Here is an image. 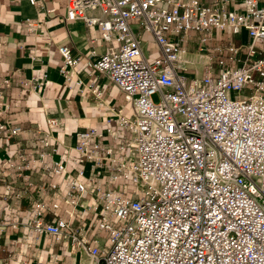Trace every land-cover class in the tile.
<instances>
[{"label":"built area","instance_id":"built-area-1","mask_svg":"<svg viewBox=\"0 0 264 264\" xmlns=\"http://www.w3.org/2000/svg\"><path fill=\"white\" fill-rule=\"evenodd\" d=\"M65 1L67 21L99 28L106 49L92 66L132 104V117L116 114L131 136L109 143L90 127L78 134L71 158L47 162L54 149L39 150L37 168L63 178L61 188L49 187L64 207L60 213L58 202L34 200L27 209L33 233L82 250L91 264H264V54L254 58L256 42L264 41V5L245 0L244 12H236L225 7L228 0L218 5L200 0ZM92 10L101 17L88 15ZM242 30L250 43L240 64L230 63L241 46L229 44L224 48L228 64L218 58L214 67L209 57L202 74L190 72L183 55L189 52L191 32L199 33L200 53L218 33ZM151 46L158 49L153 60ZM57 50L62 58L58 71L68 86L77 59L66 43ZM45 77L41 72L37 81L22 85L35 84L39 91ZM91 91L100 95L97 85ZM47 122L56 124L55 119ZM21 131L0 123V132L9 137ZM37 134L42 135L40 144L48 146L49 133L37 131L35 138ZM86 163L90 171L108 172L103 191L87 189L82 182ZM2 166L14 169L24 190L32 186L25 181V157H9ZM88 180L94 183L96 175ZM131 183L143 188L129 193ZM9 192L22 218V192L15 184ZM85 195L89 198L82 204ZM82 206L96 216L108 246L72 224ZM19 224L13 219L10 225ZM3 228L0 221V239ZM60 261L54 254L50 264Z\"/></svg>","mask_w":264,"mask_h":264},{"label":"crops","instance_id":"crops-1","mask_svg":"<svg viewBox=\"0 0 264 264\" xmlns=\"http://www.w3.org/2000/svg\"><path fill=\"white\" fill-rule=\"evenodd\" d=\"M200 1L209 5L220 3V0ZM244 1L228 0L225 7L244 12ZM65 4V0H33V3L29 0H0V123L6 121L22 130L19 135L11 137L0 132V221L4 226L0 239V264H50L54 254L61 256V264H91L82 250L63 245L51 236L33 233L30 229L27 209L34 200L56 201L60 204V213L64 207L62 198L49 187L54 183L61 188L63 178L58 174L42 173L37 168V152L54 149L47 162L71 158L78 134L90 127L104 133L105 141L109 143L118 139L130 140V131L119 126L116 114L132 117V104L92 66L106 49V44L99 39V28L87 26L80 20L67 21ZM262 5L264 0L258 1V6ZM88 15L101 17L98 10L88 11ZM235 36L241 42L239 46L244 59L250 38L245 30ZM64 43L70 47L72 57L77 59L71 70L73 81L68 86L63 85V77L58 71L62 58L57 46ZM214 46L220 47L218 44ZM255 46L254 58L264 54V41L256 42ZM187 48L189 52L183 57L191 61L188 59L194 54L189 45ZM41 72H45L46 77L39 91L35 84L30 88L22 85L25 80L37 81ZM4 80L8 82L4 83ZM96 85L99 96L91 91ZM48 119H55L56 124L49 125ZM37 131L49 133L48 146L40 144L42 135L37 134L35 138ZM19 155L26 161L25 181L32 183L27 190L21 186L20 179L15 180L13 168L2 166L9 157ZM84 168L82 182L86 188L103 191L108 172L90 171L87 163ZM68 169L75 174L71 163H68ZM90 174L96 175L94 183L88 180ZM13 184L22 192V218L17 217L11 204L9 188ZM114 186L118 187L117 184ZM88 198L89 195H85L82 204ZM13 219L20 223L17 228L10 225ZM95 221L96 216L83 206L77 209L71 220L89 237L96 236L103 241ZM26 239L30 243H25Z\"/></svg>","mask_w":264,"mask_h":264},{"label":"rangeland","instance_id":"rangeland-1","mask_svg":"<svg viewBox=\"0 0 264 264\" xmlns=\"http://www.w3.org/2000/svg\"><path fill=\"white\" fill-rule=\"evenodd\" d=\"M142 36L144 39H149L148 35L141 32ZM199 35V33L197 32H191L190 33V40H189V47H190V52L194 55H191L192 57H195V56H202L200 57L202 62H195V61H189V64L188 66L192 69H195L197 71V73L199 74H202L204 72V64L207 62V58L210 57L211 59V65H213L214 67H216L215 65V61L218 59V58H222L224 59L227 64L230 62L229 59H228V54L225 53L224 51V48L229 45V44H233L235 46H239L241 44L240 41H237V37L232 34H230L228 31H225V32H221V34H218V37H217V41H210L206 44V50H204L203 52H200L198 53L197 51V36ZM173 40L176 41L178 40V37H173ZM218 44L220 46V50L216 53L212 52V50H210L214 45ZM242 48V47H241ZM240 53H237L236 55V59L231 62L230 64L231 65H235V64H240L241 61L243 60L242 59V52L241 50L239 49ZM148 52H149V58L150 60H153L157 54H158V49L156 46H151V47H148ZM190 56V57H191ZM235 96V93H232V97ZM159 94H155L153 95V100L154 101H159ZM128 187V191L129 193L130 192H134V191H139L143 188V185L142 184H129ZM99 236L103 238V241H105V246H108L109 245V242L107 241V233L105 231H100L99 232Z\"/></svg>","mask_w":264,"mask_h":264},{"label":"bare ground","instance_id":"bare-ground-1","mask_svg":"<svg viewBox=\"0 0 264 264\" xmlns=\"http://www.w3.org/2000/svg\"><path fill=\"white\" fill-rule=\"evenodd\" d=\"M188 60H192V61H195V62H202L201 60H200V57H198V56H195V57H191V58H189Z\"/></svg>","mask_w":264,"mask_h":264}]
</instances>
